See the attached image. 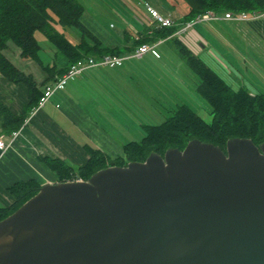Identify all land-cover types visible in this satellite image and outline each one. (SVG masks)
<instances>
[{"label":"water","instance_id":"obj_1","mask_svg":"<svg viewBox=\"0 0 264 264\" xmlns=\"http://www.w3.org/2000/svg\"><path fill=\"white\" fill-rule=\"evenodd\" d=\"M0 264H264V143L192 140L43 185L0 221Z\"/></svg>","mask_w":264,"mask_h":264},{"label":"trees","instance_id":"obj_2","mask_svg":"<svg viewBox=\"0 0 264 264\" xmlns=\"http://www.w3.org/2000/svg\"><path fill=\"white\" fill-rule=\"evenodd\" d=\"M185 5L183 16L175 18L178 24L191 22L207 11L216 14L263 13L264 0H172ZM83 7L77 0H0V74L9 83L23 84L28 91L25 113L15 116L0 104L2 131L11 134L18 131L26 113L38 104L42 93L36 88L31 75L19 71L3 54L11 42L20 50V58L38 63L50 76L67 71L69 66L84 57L118 56L117 50L102 47V43L83 25ZM74 28L79 32V42L73 44L56 26ZM176 27L158 28L149 38L135 41L136 47L151 44L170 37ZM40 33L62 57L58 67L44 64L42 48L35 39ZM171 46L184 59L190 70L199 78L196 93L207 103L211 122H205L187 105H177L162 123L144 126V136L138 142H129L122 148L123 156L110 158L88 148L87 161L72 167L60 160L44 159L56 175L57 183L88 181L95 173L109 167H126L129 163H143L149 155L163 157L169 149L183 151L192 140L211 144L225 152L231 139H247L255 146L264 143V93L251 94L244 88L233 89L200 58L194 56L176 38H170ZM134 47V48H136ZM40 185L34 180L18 182L8 188L12 203L0 207V221L4 220L35 196Z\"/></svg>","mask_w":264,"mask_h":264},{"label":"crops","instance_id":"obj_3","mask_svg":"<svg viewBox=\"0 0 264 264\" xmlns=\"http://www.w3.org/2000/svg\"><path fill=\"white\" fill-rule=\"evenodd\" d=\"M161 11L158 13L162 15L170 12L166 8H161ZM210 23L212 26L207 28L215 32L220 30L219 34L233 47L234 54L237 51L245 58H264V16L248 23L222 18ZM202 28L194 34L208 46L210 43L205 36L210 35ZM157 29L152 21L148 26L132 24L116 36L121 41L120 46L106 44L96 37L103 48L116 49L118 56H123L136 47L135 41L148 39L146 33L151 37ZM75 40L73 44L79 42V38L75 37ZM168 45L171 46L170 42L158 47ZM157 52V58L151 54L140 59L130 58L114 69H87L66 81L35 115L30 116L32 110L27 112L19 136L0 158V207L12 203L7 190L18 182L34 180L40 186L57 183L56 175L44 159L60 160L77 167L87 161L88 148L110 158L122 157L125 144L143 138L144 126L157 125L150 122L154 118L150 105L155 107L156 60L162 58V51ZM44 53L49 60L44 63L40 56L43 63L58 70L64 62L62 57L53 48L45 49ZM3 54L19 71L32 76L40 93L45 86L61 77L56 74L50 78L38 63L21 59L20 50L15 46L7 47ZM0 104L15 116L25 113L28 104L26 87L7 82L0 74ZM1 135L8 143L10 134L2 131L0 119Z\"/></svg>","mask_w":264,"mask_h":264},{"label":"rangeland","instance_id":"obj_4","mask_svg":"<svg viewBox=\"0 0 264 264\" xmlns=\"http://www.w3.org/2000/svg\"><path fill=\"white\" fill-rule=\"evenodd\" d=\"M171 1L77 0L83 7L81 17L83 25L104 43L119 44L117 46L121 45V41L116 36L124 29L128 30L132 24L141 23L148 26V23L152 21L145 4L157 12H162L161 8L170 10L171 13L168 12L167 14L174 20L176 17L182 16L185 12L184 3L182 5L178 1L172 3ZM218 15L222 16L223 14ZM209 24L201 23L194 26L190 32L192 38L190 41L191 51L188 50L209 65L233 89L242 87L251 94H253L252 91L264 93V58H252L250 56L245 58L239 55L237 51L234 54L233 47L219 34L220 30L215 32L208 29L207 26H212V23ZM202 27L210 35L205 36L210 43L208 46L198 35L194 34V31L197 32ZM56 28L72 43L76 41L75 37L79 38V32L74 28H62L58 25ZM35 39L42 48V60L47 63L49 58L46 57L44 51L47 48L52 49V46L40 33H35ZM9 46L14 45L9 42L7 47ZM157 50L162 51V58L156 60L155 107L150 105L153 108V110L150 108V112H154V118L150 122L152 124L163 122L166 117L171 115L172 109L183 104L194 110L205 122L210 123V109L207 103L196 93L199 78L190 70L184 59L177 54L172 46L158 47ZM229 71L233 74L230 75Z\"/></svg>","mask_w":264,"mask_h":264},{"label":"built area","instance_id":"obj_5","mask_svg":"<svg viewBox=\"0 0 264 264\" xmlns=\"http://www.w3.org/2000/svg\"><path fill=\"white\" fill-rule=\"evenodd\" d=\"M146 10L150 15L152 22L157 26V28H171L176 27V31L165 40H158L151 44H142L134 48L129 54L123 56H110L105 55L102 57H84L75 63L71 64L67 71L58 79H56L52 84L44 87L42 91V96L40 97L38 104L31 111L30 116L35 115L53 96V94L60 90L66 81L72 79L76 76L81 75L85 70L90 68H108L114 69L122 65V63L130 58L140 59L146 54H151L154 57H159L156 48L165 43L170 38H176L180 43H182L187 49L190 50L191 46V36L190 32L193 30L194 26L201 23H210L220 20L236 22V23H248L257 20L258 18L264 16L263 13L248 14L244 12L240 13H226L222 16L218 14L207 11L202 15L197 16L193 21L181 23H176L169 14L162 15L154 10L151 6L145 4ZM191 51V50H190ZM20 128L18 131L12 132L8 138L9 142L5 143L4 135L0 136V158L5 154V152L11 147V144L19 136L21 132ZM69 182H82V180L67 181Z\"/></svg>","mask_w":264,"mask_h":264},{"label":"bare ground","instance_id":"obj_6","mask_svg":"<svg viewBox=\"0 0 264 264\" xmlns=\"http://www.w3.org/2000/svg\"><path fill=\"white\" fill-rule=\"evenodd\" d=\"M69 82V81H68Z\"/></svg>","mask_w":264,"mask_h":264}]
</instances>
